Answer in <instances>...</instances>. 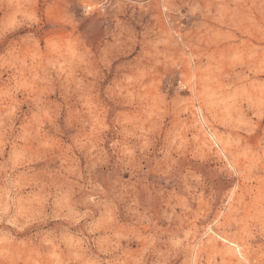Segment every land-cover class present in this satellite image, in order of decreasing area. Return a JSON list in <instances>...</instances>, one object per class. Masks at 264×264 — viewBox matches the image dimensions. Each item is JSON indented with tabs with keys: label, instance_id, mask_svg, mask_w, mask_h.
<instances>
[{
	"label": "rangeland",
	"instance_id": "rangeland-1",
	"mask_svg": "<svg viewBox=\"0 0 264 264\" xmlns=\"http://www.w3.org/2000/svg\"><path fill=\"white\" fill-rule=\"evenodd\" d=\"M0 264H264V0H0Z\"/></svg>",
	"mask_w": 264,
	"mask_h": 264
}]
</instances>
